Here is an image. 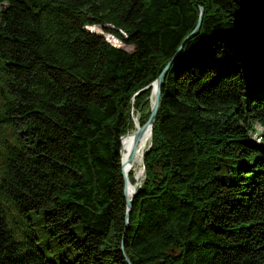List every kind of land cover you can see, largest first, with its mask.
<instances>
[{"label": "trees", "instance_id": "trees-1", "mask_svg": "<svg viewBox=\"0 0 264 264\" xmlns=\"http://www.w3.org/2000/svg\"><path fill=\"white\" fill-rule=\"evenodd\" d=\"M200 7L126 224L121 137ZM257 125L264 0H0V264H264Z\"/></svg>", "mask_w": 264, "mask_h": 264}, {"label": "water", "instance_id": "water-1", "mask_svg": "<svg viewBox=\"0 0 264 264\" xmlns=\"http://www.w3.org/2000/svg\"><path fill=\"white\" fill-rule=\"evenodd\" d=\"M202 17H203V7H200L199 18H198V21H197L195 27L193 28V30L187 36H185V38L182 40L181 44L177 48L175 54L171 57V59L168 61V63L165 65V67L162 69V71L156 77V79L151 83V85L154 86V89L151 90V96H150V114H149V117L146 120V122L144 124H142L141 126L137 122V124L139 126L136 128V130L134 132V141H133L134 143H133V146H132V148H131V150H130V152L128 154V157H127V162L128 163H131V161H132V158H133V155H134V152H135V144L137 142V139L142 134V132H144V130L146 128H149L150 129V141L148 143V147L150 146L151 137H152V126H153V123H154V120H155V117H156V113H157V110H158V106H159V103H160L161 87H162V85L164 83V79H165L166 73H167V71H168L171 63L174 61V59L181 52V50H182L183 45L185 44V42L188 39H190L191 37L195 36L198 33V31L200 29V24H201V21H202ZM88 30L89 31H94V30H91V29H88ZM94 32H96V31H94ZM97 33L100 34V35H103L100 32H97ZM112 45H114V44H112ZM117 47H119V46H117ZM123 50H125V49H123ZM135 123H136V118H134V127H136V124ZM120 153H121V150H120ZM141 164H142V169L144 171L145 168H144V164H143V154L141 156ZM121 167H122L121 173H122L123 180H124V189L123 190H124V196H125V199H126V224H127L128 223V218H129V212H130V209H131V206H132V202H133V197L135 196L138 188L135 185V182L130 184L128 175L126 174V172L124 170L123 162L122 161H121ZM128 184H130L134 188L133 193L131 194L130 197H128L127 196V193H126ZM120 250H121L122 255L125 258L127 264H131L130 261H129V259L127 258L126 254H125V251H124V248H123L122 245L120 247Z\"/></svg>", "mask_w": 264, "mask_h": 264}, {"label": "bare ground", "instance_id": "bare-ground-1", "mask_svg": "<svg viewBox=\"0 0 264 264\" xmlns=\"http://www.w3.org/2000/svg\"><path fill=\"white\" fill-rule=\"evenodd\" d=\"M87 28L91 29V30H94L96 32H100L102 34H105V36L107 37V40L114 44L115 46H119V47H125L127 46V44H124L122 41L118 40L116 37H114L113 35L111 34H108V33H105L103 31H101L98 27H94V26H87ZM152 87V90L154 89V86L151 85ZM138 122V119L136 117V127L132 128L131 130H129L122 138H121V161L123 162V167H124V170L126 172V174L128 175L129 172L131 171L133 173V182H130L131 183H134L135 182V185H136V177H139L140 176V172H133L132 171V167L136 164V163H139L141 161V156L146 148V146L148 145L149 141H150V129L149 128H146L144 130V132H142V134L139 136V138L137 139V142L135 144V152H134V155H133V158H132V161L131 163H128L127 162V157H128V154L133 146V141H134V132L136 130V128L139 126L137 124ZM139 123V122H138ZM140 170V169H139ZM130 184H128L127 186V190H126V193H127V196L130 197L131 194L133 193V186H131Z\"/></svg>", "mask_w": 264, "mask_h": 264}, {"label": "rangeland", "instance_id": "rangeland-1", "mask_svg": "<svg viewBox=\"0 0 264 264\" xmlns=\"http://www.w3.org/2000/svg\"><path fill=\"white\" fill-rule=\"evenodd\" d=\"M96 27H98L101 31H103V29L102 28H100L99 26H96ZM104 32V31H103ZM103 36L105 37V39L107 40V37L105 36V34H103ZM108 41V40H107ZM109 42V41H108ZM121 48H123V49H125L126 51H128V52H132L133 50H134V46L133 45H127V46H125V47H121ZM258 126V129H259V131H264V128L263 127H261V126H259V125H257ZM251 138L255 141V142H258V141H260L261 139L259 138V135H255V133L254 134H251ZM148 146V145H147ZM146 146V147H147ZM146 149V148H145ZM142 167V164H141V161L139 162V163H136L133 167H132V171L135 173V172H138L139 171V169ZM37 226H38V223H37ZM61 249H63V248H60V249H57V248H52V250H50V253L51 254H53V253H57V252H60L61 251Z\"/></svg>", "mask_w": 264, "mask_h": 264}, {"label": "built area", "instance_id": "built-area-1", "mask_svg": "<svg viewBox=\"0 0 264 264\" xmlns=\"http://www.w3.org/2000/svg\"><path fill=\"white\" fill-rule=\"evenodd\" d=\"M139 172H140V176L136 177V186H137V188L141 185V183H142V181L144 179V171H143L142 167L140 168Z\"/></svg>", "mask_w": 264, "mask_h": 264}]
</instances>
